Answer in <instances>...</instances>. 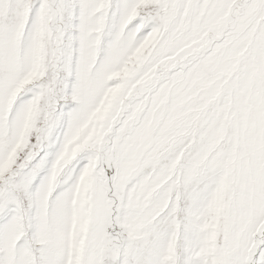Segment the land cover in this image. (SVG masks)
<instances>
[{
  "label": "snow or ice",
  "instance_id": "1",
  "mask_svg": "<svg viewBox=\"0 0 264 264\" xmlns=\"http://www.w3.org/2000/svg\"><path fill=\"white\" fill-rule=\"evenodd\" d=\"M0 264H264V0H0Z\"/></svg>",
  "mask_w": 264,
  "mask_h": 264
}]
</instances>
